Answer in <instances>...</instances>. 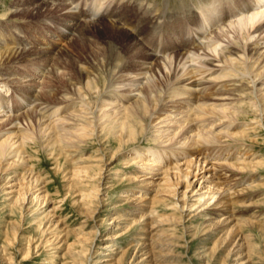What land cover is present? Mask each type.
Returning a JSON list of instances; mask_svg holds the SVG:
<instances>
[{
    "label": "rangeland",
    "instance_id": "rangeland-1",
    "mask_svg": "<svg viewBox=\"0 0 264 264\" xmlns=\"http://www.w3.org/2000/svg\"><path fill=\"white\" fill-rule=\"evenodd\" d=\"M14 1L0 0V31L25 40L16 49H24L27 61L17 60L10 69L0 65V85H4L0 88V98L8 101L6 106L9 107L0 108V133L7 128L11 117H19L34 105L46 118L48 113L59 109L57 116L48 118L47 123L72 111L77 112V102L81 100H87L91 110L99 115L102 112L99 111V102L108 93L134 99L136 91L133 85L142 77L124 78L119 74L109 77L110 55L113 54V59L119 64L128 58L126 49L120 45L126 38L124 34L114 35L106 30L105 24L109 19L104 18L98 21L99 24L95 22L99 16L96 19L89 16L87 21L97 25L93 31L97 43L84 47L77 35H73L76 33L68 34V26L75 20L68 21L62 9L56 13L57 17L44 15V18H39L46 20L37 25V22L31 23L30 19L14 13L18 11L14 10ZM63 1L67 6L72 4L71 7L76 4L71 3L72 0ZM102 1L115 14H121L127 8L128 14L142 15L143 9H147L154 16L158 15L159 8H163L161 12L174 15L179 13L178 10H175L177 13L173 11L177 7L196 10L192 7L195 0ZM109 2L113 3L109 5ZM88 8L79 4L70 11L79 15ZM116 24L122 25L125 34L131 31L123 24ZM61 30H64L63 35ZM255 37L248 42H253ZM260 38L259 43L262 42ZM172 39L177 43L175 37ZM240 41L236 38L227 49L233 48L236 54L244 52L246 49L240 47ZM253 46L249 45V48ZM158 56L161 58L162 54ZM78 58V66H73L71 61ZM212 59L206 58L207 61ZM209 63V72L193 74L195 77L191 81L202 79L205 84L192 91L189 97L185 94L173 97L168 91L172 87H182L181 80L186 77H181L178 82L164 83L158 94L160 101L155 106L157 120H161L158 123L148 115L144 120L136 116L137 127L143 130L134 142H120L116 137L118 131L106 126L111 124L110 121L103 123L94 135L81 140L71 137L65 142L58 139L59 131L50 133L56 137L54 139L50 134L41 139L30 130L34 139L26 140L22 154L25 159L12 166V158L7 159L0 171V264H264V99L261 96L264 95V85L261 86L264 75L253 77L257 74L253 66L260 67L256 62L247 67L237 62L232 64L233 68L226 66L237 75H231L227 70L229 77L220 78L216 72H225L226 64ZM82 64L89 69L91 78H97V86L92 84L87 89L86 79L77 77L76 70ZM191 64L194 62L187 63L186 67ZM191 81L185 84L190 85ZM71 82L74 86L79 85L86 96L82 98L73 91ZM6 83L18 85V90L26 94L37 91L41 105L33 99L27 103L20 94L7 92ZM252 83L261 87L257 93ZM98 90L100 94H97ZM192 95L206 100L208 108L215 105L213 112L206 115L215 123L212 124L211 120L197 123L195 120L182 125L184 129L179 128L178 121L188 112L186 106L189 105L190 110L197 105ZM16 99L20 101L17 106ZM166 111H171L172 117L167 116ZM89 117L95 121L91 115ZM228 121L232 124L226 128L223 123ZM26 123L22 121L21 127L25 128ZM201 124H204V129L212 128L215 132L223 127L219 131L224 136L219 141L194 146V150L202 149L203 154L197 157L198 165L190 168L188 181L191 186L185 189V180L178 179V174L174 175L175 171L171 170L176 164L183 171L188 170L184 163L194 159L189 156L192 148L183 147L181 152L184 153L179 154L170 148L180 146L166 142V138L175 133L179 138L182 135L193 136L198 128L195 131L191 127ZM70 125L72 120L65 128L70 130ZM227 133L230 136H226ZM164 146L170 147L166 153L162 151ZM137 152L150 164L155 161L159 167L153 163L151 171L144 168L140 161L133 159ZM161 156H166L165 162ZM167 170H170L168 174ZM203 174L211 178L202 180ZM34 178L38 180L39 191L31 188L36 184ZM212 190L218 191L219 198L223 197L227 202L209 199L207 192ZM184 193L185 197L181 196ZM119 215L122 219L115 221ZM225 219L228 220L227 225L218 228L219 222H225Z\"/></svg>",
    "mask_w": 264,
    "mask_h": 264
},
{
    "label": "bare ground",
    "instance_id": "bare-ground-1",
    "mask_svg": "<svg viewBox=\"0 0 264 264\" xmlns=\"http://www.w3.org/2000/svg\"><path fill=\"white\" fill-rule=\"evenodd\" d=\"M73 2H76L74 7H71L72 4H69L67 6L63 0H16L14 1V4H15L14 10H18V11H15L14 13L17 14L18 17L28 18L30 19L29 22L31 23L37 22V25H39L43 23V20L44 21L46 20V19H39V18L41 17L44 18L45 16L47 17L50 16L52 18L57 17L58 14L56 13L60 11V9H62L61 11H64V14H65L64 17L68 18L69 19L68 21L75 20L73 24L68 26V34L76 33L73 35H77L76 37L78 38V41L84 47L86 45L95 46V43H97L95 38H93V31H94L95 26L97 25L94 22L92 24V22L89 23L87 21V19H89V16L93 15L95 19L96 17L99 16V19H97L95 22H98V21L101 22L104 18L109 19L107 24H105L107 28L106 30L110 34H114V35L124 34V37L126 38L123 40V43L120 42V45L126 49L127 56H128V58H126L127 59L126 61H122V63L119 64L116 62V60L113 59L114 58L113 54L110 55L112 64H110L111 69H110L109 77H112L114 75L117 76L118 74L124 78L125 76H134V78L142 77L141 79H139V82L134 83L133 85L135 88L134 91H136V95L134 96V99L131 100L130 99L131 97H128L122 94L117 95L116 93L113 94L112 92H111L112 94L108 93V96L106 95L105 99L103 98L99 102V105H98L101 108L99 111H102L100 112V114L102 113L101 115L100 114L96 115L94 111L91 110L90 103L87 100H81V102L80 101L77 102L79 106V110H77V112L73 113L72 111L68 115H62L55 119L53 118L52 121H48L47 123L45 121H47L48 118L57 116L59 109L57 110L55 109V111L53 110L52 113H48L49 117L46 118L47 116L41 113L40 110L36 109L37 107L34 105L33 106L34 108L32 107L30 111L23 112L19 117L17 118L11 117L12 119L10 121L8 122L6 121L7 128L3 129L2 132L0 133V137H1V140H0V171H2V168L4 167L3 162L7 159L12 158L11 159L12 161L10 163L11 166L15 164H19L23 161V159H25L22 156V154L24 153L23 147L24 145H26V140L28 141V139L30 140L34 139V135L32 136V132L31 133L29 132L30 130H33V132H35V135H38L41 139L48 136L53 131L54 132L59 131L58 133L60 134H58L59 136L58 139H60L61 141L64 140L65 142L66 140H70L71 137L74 138V140L76 139L81 140L91 135H94L96 131L98 130V128L101 125H103V123L110 121L109 123L111 124H108L106 126H110V128H112L113 130L118 131V134H117L118 136L116 137L117 139H119L120 142H126V143L130 141L134 142L138 133L143 130L142 128L138 129L137 124H136L137 121L135 119L136 116L137 118L144 120L145 116L148 115L149 118H152L155 121L157 120L158 116H157L155 106L158 105L160 101V95L158 96V94L160 93L161 87H163L164 83H168V81L173 82L176 80H177L176 82H178V80L181 77H186L185 79L181 80V82L183 81L182 83L180 82L181 85H183L184 87L183 86L174 87V88L172 87V88H169L170 90L168 89V91H170L169 92L170 95L173 94L172 95L173 97L182 96L184 94L189 97L191 96V92L196 90L197 87H200V86L204 87L205 83H203L202 79H199V80L195 79L193 81H191V79L192 77H195L196 74L203 75L205 72H209L211 70V66H210L211 64L209 62L211 63L221 62L222 65L226 64L224 67L226 69L225 72H222V73L216 72L218 73L217 75L220 78L229 77V75H227L229 74L228 71L231 73V75L236 74L237 73L236 71H233V69H231L230 67H226V66L231 65L232 67V64L237 63V62L246 67L248 64L251 65L256 62L258 63V65L260 64L259 65L260 67L258 66L259 68H257L256 64H255L256 68L253 66V69H256L255 72H257V74L253 77L258 78L264 75V51H263V47H264V0H195L192 4V7L196 9L195 12L191 11L187 7H177L173 11L177 13L175 10H178L179 13L174 15L172 12L170 14L165 13V11L161 12L163 8H159V13L157 16L150 14V12H148L147 9H143L142 15L133 14L132 12H131L132 14H128V11H129V10L127 11L128 8L125 9V11L122 12L121 14L111 13L110 9L108 8L109 6L104 7V2L102 0H72L71 3ZM113 2H109V5H111ZM79 4L80 5L83 4L86 8L87 6H89V8L86 9L85 11H81L79 15H77L76 12L74 13L73 11L72 12L70 11L71 9L76 8V6ZM101 7L102 8L104 7V9L102 13L98 15ZM196 11H199V14H197ZM124 15H127V17H125ZM174 20L175 22H173ZM116 23L123 24L127 29L128 28L131 29V31L128 34L123 33L122 27H121L122 25L120 26V25H117ZM61 31L63 32L61 33V35H63L64 30H61ZM65 31L67 30L65 29ZM150 34H151V37H150ZM172 37L176 38L177 43H175ZM254 37H255V40L253 39L254 41L249 43L248 40H251ZM236 38L241 40L240 42H242V46L240 47H244L246 49L244 52H237L236 54L234 53L235 51L233 52L234 50L233 48H232L233 50L231 48L227 49L228 45L232 43V41L233 42L236 41ZM259 38H260V41L262 39L261 43H259ZM22 40L24 39L17 37L15 35L10 36V35H7L6 32L0 31V65L1 66L3 65L7 69H10L11 64L16 63L17 60L19 61L23 59L24 63L25 61H27L26 53L24 49H21L20 51H17L18 49H16V47H20V44H22ZM225 41H226V44H224ZM235 44H238V42ZM248 44L249 45L254 44V46L249 48ZM261 44H263V46ZM60 54L61 56L63 55V53H60ZM159 54H162L161 58H158ZM207 57L213 58L212 61H207L206 60ZM79 59L80 58H78V60L77 59L72 60L71 64L73 66H78V63L80 61ZM251 61L253 62L251 63ZM193 62L194 64L188 65V68L186 67L187 63H193ZM222 65H220V67H222ZM92 70L93 69H91V71ZM51 72H52V69H51ZM76 72H77L76 73L77 77L79 78L83 77L84 79H86L87 89L88 88L90 89L91 88L90 86L92 84H95L97 86V82H98L97 78L96 79L91 78L92 76L90 75L89 69L85 67L83 64L79 66V69L76 70ZM194 73L195 75H193ZM248 76L251 77L252 74H248ZM209 78L212 79L211 77ZM214 79L216 78L213 77L212 80ZM189 80L191 81V84L186 85L185 83H187V81ZM262 81L263 82L261 83V86L263 87L264 80ZM173 84H175V82ZM70 85L73 86V91H75L82 98L86 96L82 88L78 84H77L78 86L76 85L74 86L73 83ZM3 86L4 85H0V88ZM14 86H15L14 83L12 85L9 83L5 84L7 92L11 91L12 95L16 93L20 94L24 98L22 99L25 100V102L29 103L31 99H33V101L39 102L40 99H39V95L37 91H32L31 93L29 92V94L27 92L26 94L18 90V87H16L18 85H16L15 87ZM13 87L15 89H13ZM96 88L98 87H95V89ZM252 88L255 93L259 91L258 89H261V87H257L256 83H252ZM100 92L101 91L98 90L97 94H100ZM196 95H192L194 99L192 100L194 104L197 103V105L195 107H191L192 109L190 110H189L190 106L189 105L186 106L185 109H188L187 110L188 112L185 116H182L183 118L180 119V121H178V123L180 124L179 128H182V125L184 124L187 125L195 120L197 121V123H205V121L211 120L212 124L215 121L214 119H210V117L209 118L206 117L208 113L213 112L215 105L213 104L211 105L213 108H208L209 106L206 107L207 105L206 100H203L200 96H196ZM67 96H69V94ZM261 96L264 99V95H261ZM71 98H72V95H71ZM97 99L100 100L99 98H96V100ZM6 102L8 101H6L3 98H0V108L2 107L9 108L6 106V104H8ZM114 103L119 104V106H115ZM15 104L16 106L19 105L20 101L16 99ZM39 104L41 105L40 102ZM72 104L73 103H71V105ZM98 106L95 107L97 110H98ZM165 107L166 106L164 105V108ZM221 108H218V109L221 110ZM220 110L218 111L220 112ZM171 111L165 112L169 114L167 116H171L173 114L171 113ZM222 111H224V109H222ZM158 114H161V113L159 112ZM89 115H91L95 119V121L92 120V118L89 117ZM212 116H216V115H212ZM223 118H225V116ZM21 120L27 122L26 123L27 128L21 127L22 126L20 125L22 122ZM69 120H72V125H70V128H69L70 130H67L65 128V125L68 123ZM160 120L161 118L159 119V121ZM230 124L232 123L229 121L226 123H223V125H226L225 126L226 128ZM114 126L116 127L113 128ZM195 126L191 127V129L198 128L197 131L195 129L196 132H194V134L192 133L193 136L189 135L185 137L182 135L183 136L182 137L180 135L181 137L179 138V136H176L177 133L172 134L171 137H169L168 134L166 135L168 136V139L166 138L167 140L166 142H169V143L173 142L175 146L176 145L180 146L179 148L169 147L170 149H176L175 151L179 152V154L184 153V152H181V149H183V147L192 148V150L189 149V156H193L194 159L186 160L184 163L186 170L188 169L187 170L188 172L183 171L181 167L179 168L178 164H176V166L173 167L172 170L170 169L171 171L173 170L175 171L174 175L178 174V177L176 176L178 179L182 178L185 180L186 182V183L184 182L185 189L191 186V182L188 181V177L191 173L190 168L193 165H196V166L198 165L199 160L197 157L203 154L202 149L199 148L197 150L196 149L194 150V146L197 144H200V146L201 145L203 146V145H206L208 142L219 141L220 137L224 136L222 135L223 133L220 135V131H219V130L224 129L223 127L221 128L217 127V130L218 128L219 130L215 132L213 131L212 128L204 129L203 128L204 124L195 125ZM155 127H156V131H158L157 126ZM167 130L168 129H166V131ZM226 131L227 130H225V132ZM177 132H180V131L178 130ZM31 136L33 138H31ZM226 136H230V135H228L227 133ZM52 138H53V135H52ZM166 142L165 144H167ZM168 145H165V146H168ZM164 147L162 151L166 153V151L169 148L167 147L164 148ZM117 151L119 150L117 149ZM138 154L139 153L137 152V155H135L133 159L135 158L138 161H140V163L143 165L144 168L148 167V169L151 171V168H152L151 165L153 163H154L153 166L159 167V165L155 163V161L154 162L151 161L152 163L150 164L148 160H146L147 158L145 159L140 156L141 154L139 155ZM157 154L159 155V153ZM158 155H155L154 157H157ZM165 158L166 156L162 157V162L166 160ZM88 170L89 169L87 168V172ZM170 170H167L168 171L167 174L169 173ZM26 171L28 172V170H25V172ZM193 177L196 178L197 175L193 174ZM210 178L211 177H208V175L206 176L205 174L201 176L202 180L210 179ZM36 180L37 178H34V181L36 184L35 186H33L34 184H32L31 188H38L36 190L39 191L40 186L39 184H37L38 180L37 181ZM177 183L180 184L181 182L178 181ZM218 194H219L218 191H213V190L207 192V196L210 195L209 199L217 198V201L223 200V197L219 198L220 194L219 195ZM185 195L186 194L184 193L181 196L185 197ZM223 201L227 202V200H223ZM181 207L183 209L184 206H181ZM120 219H122V216L119 215V218L117 216V219L115 221H119ZM219 223L220 225L218 226V228L221 227V225H227L228 220H226L225 222L221 221Z\"/></svg>",
    "mask_w": 264,
    "mask_h": 264
}]
</instances>
